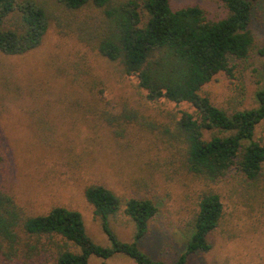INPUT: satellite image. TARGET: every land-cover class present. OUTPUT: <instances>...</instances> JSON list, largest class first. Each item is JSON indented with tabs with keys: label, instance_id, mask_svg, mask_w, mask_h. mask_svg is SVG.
<instances>
[{
	"label": "rangeland",
	"instance_id": "rangeland-1",
	"mask_svg": "<svg viewBox=\"0 0 264 264\" xmlns=\"http://www.w3.org/2000/svg\"><path fill=\"white\" fill-rule=\"evenodd\" d=\"M48 1L57 14L77 15ZM191 4L202 6L211 19L226 15L221 0H171L174 8ZM95 11L84 9L78 18ZM262 14L258 11L252 24L257 47L250 57L237 61L233 75L221 71L201 89L229 113L258 105L256 91L264 84V54L258 52L264 46ZM194 109L187 102L149 100L136 76L125 75L119 63L55 18L36 48L20 55L0 51V131L6 154L0 185L30 214L57 205L79 210L88 234L101 244L109 240L85 197L86 186L103 184L124 202L150 198L159 212L142 245L169 262L186 252L189 222L203 194L214 191L224 209L209 235L212 247L188 253L187 264H264V164L256 180L229 174L211 181L190 172L180 144L159 132L175 114ZM255 139L264 142L262 123ZM110 223L121 239L133 240L135 224L124 205ZM89 264L136 262L116 254L92 256Z\"/></svg>",
	"mask_w": 264,
	"mask_h": 264
},
{
	"label": "trees",
	"instance_id": "trees-1",
	"mask_svg": "<svg viewBox=\"0 0 264 264\" xmlns=\"http://www.w3.org/2000/svg\"><path fill=\"white\" fill-rule=\"evenodd\" d=\"M53 1L77 15L57 14L48 0H0V51L20 55L36 48L56 18L59 26L93 42L102 55L119 63L125 75L136 76L149 100L166 98L195 108L182 110L179 117L175 114L159 131L169 143L180 144L190 172L211 181L229 174L254 180L261 176L264 142L255 139V131L261 123L264 130V84L256 91L257 106L232 113L214 104L201 89L221 71L233 75L237 61L255 50L252 24L258 11L264 16V0H221L226 15L218 19L209 18L198 4L174 8L171 0ZM92 8L97 11L78 18L80 11ZM258 52L264 54V46ZM1 133L0 172L6 159ZM85 197L100 216L109 244L88 234L79 210L57 205L46 213L30 214L0 185V264L18 260L89 264L92 256L106 259L116 254H125L136 264H187L188 253L212 247L209 235L224 209L219 193L205 192L189 222L192 232L186 252L169 262L142 245L159 212L155 201L130 197L124 202L103 184L86 186ZM123 205L135 224L132 241L121 239L110 223Z\"/></svg>",
	"mask_w": 264,
	"mask_h": 264
}]
</instances>
